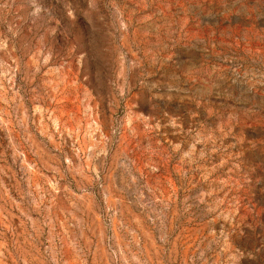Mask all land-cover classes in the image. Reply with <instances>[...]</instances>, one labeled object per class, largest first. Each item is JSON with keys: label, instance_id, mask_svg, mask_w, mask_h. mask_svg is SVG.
<instances>
[{"label": "rangeland", "instance_id": "374dc122", "mask_svg": "<svg viewBox=\"0 0 264 264\" xmlns=\"http://www.w3.org/2000/svg\"><path fill=\"white\" fill-rule=\"evenodd\" d=\"M0 264H264V0H0Z\"/></svg>", "mask_w": 264, "mask_h": 264}]
</instances>
